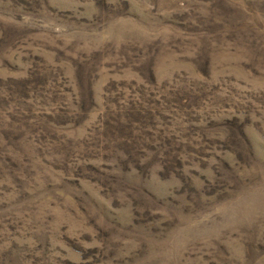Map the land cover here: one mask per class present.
Instances as JSON below:
<instances>
[{"label":"rangeland","instance_id":"obj_1","mask_svg":"<svg viewBox=\"0 0 264 264\" xmlns=\"http://www.w3.org/2000/svg\"><path fill=\"white\" fill-rule=\"evenodd\" d=\"M0 264H264V0H0Z\"/></svg>","mask_w":264,"mask_h":264}]
</instances>
